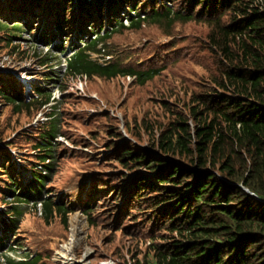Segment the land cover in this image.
<instances>
[{
  "label": "trees",
  "instance_id": "16d2710c",
  "mask_svg": "<svg viewBox=\"0 0 264 264\" xmlns=\"http://www.w3.org/2000/svg\"><path fill=\"white\" fill-rule=\"evenodd\" d=\"M2 1L0 31L5 32L2 39L14 52L19 48L13 41L22 37L29 16L30 22L43 16L38 28H27L30 36L36 38L47 31V41L52 44L57 32V49L64 45L61 37L69 33L75 34L69 36L73 43L98 34V39L86 41L85 48L69 62V74L74 76L84 73L114 78L130 74L146 81L154 70L138 72L119 62L102 66L91 54L101 51L100 44L105 46L113 34L139 30L145 24L168 29L177 23L203 22L209 26L208 42L218 58L217 74L211 76L205 91L191 96L189 103L164 104L171 118L164 125H155L157 136L150 149L126 138L119 127L109 129L106 156L132 173L124 175L120 187H94L91 201L81 209L89 216L93 204L106 200L103 193L112 187L111 216L119 223L135 219L134 224L143 218L140 229L150 223L146 232L150 253L143 264H264V0ZM124 16L130 20L129 26L123 24ZM12 17L18 18L13 26L8 24ZM105 24L118 28L110 30ZM101 29H105L104 35H100ZM50 55H44L39 63L46 65ZM53 77L51 74L45 81L51 82ZM6 82L0 74V103H10L16 112L35 106L40 110L50 100V93L38 89V98L26 102ZM155 126L146 125L145 129L154 133ZM39 131L35 159L52 172L61 154L55 141L59 127L51 124ZM11 146L0 140V194L13 202L0 210V235L10 232L16 236L23 215L17 204L36 200H42L46 221L60 216L68 227V217L76 207L44 199L48 177L34 165L23 173L27 168L21 170L23 167L16 164ZM111 177L110 182L115 179ZM121 230L139 232L130 226ZM0 246L4 248V243ZM6 264L44 263L37 255L32 259L27 256V261L7 257Z\"/></svg>",
  "mask_w": 264,
  "mask_h": 264
},
{
  "label": "rangeland",
  "instance_id": "374dc122",
  "mask_svg": "<svg viewBox=\"0 0 264 264\" xmlns=\"http://www.w3.org/2000/svg\"><path fill=\"white\" fill-rule=\"evenodd\" d=\"M4 11H7L6 8ZM28 18L29 25L23 27L22 37L13 41L19 48L16 52L3 41L5 32L0 31V74L9 86L26 98H33L34 89L42 86L41 89L51 93L55 101L52 107L48 105L39 110L35 106L30 111L21 112H16L13 105L2 101L0 140L12 145L10 152L16 158V164L25 165L27 169L24 173L27 174L37 162L35 155L38 150L34 148V143L39 139V130L57 124L61 145L57 152L61 154L55 164L57 168L47 175L45 186L55 196L62 193L66 201L76 199V192L87 185L89 176L103 178L105 183L96 187L104 188L107 182L120 187L124 175L132 173L106 156L104 150L108 149L111 141L107 133L109 129L119 127L126 138L150 149L157 136L158 127L155 125H164L171 118L164 104L187 103L194 93L205 91L211 76L217 74L218 58L209 46L208 25L203 22L177 23L168 29L163 25L145 24L139 30L129 29L113 34L107 40L106 48L112 55L111 62H119L131 69H155L158 73L152 79L142 81L136 76H118L112 79L93 77L85 81L79 76H63L59 77L62 89L55 80L49 84L44 81L51 68L59 71L57 68L60 65L54 66L55 63L50 62L42 66L39 63L50 48L43 44L47 40V31L44 39L39 34L32 38L29 36L31 30L27 29L38 28L43 16L37 17L39 21L33 18L30 22V16ZM17 19L12 17L8 24L13 26ZM146 125L155 126V132L147 131ZM111 176L115 178L112 182L108 179ZM97 184L95 180L93 185ZM112 190L110 187L108 194H104L106 200L102 201L101 198L93 204L90 217L80 211L70 215L68 227L60 216L46 221L22 203L23 215L17 227V237L12 240L17 238L23 252L38 255L44 264H64L56 260V253L69 240L71 217L78 214L83 216L85 228L82 243L76 251L79 264H143V259L150 253L149 239L146 237L150 223L143 229H140L143 218H139L136 224L133 222L135 219L119 223L115 216H111L109 209L114 198L110 195ZM1 196L0 209L13 203L11 197L5 200ZM116 222L119 223L118 227ZM128 226L139 229V232L124 233L121 228ZM9 235H0V238L4 237L2 243L6 244L0 256H21L7 249Z\"/></svg>",
  "mask_w": 264,
  "mask_h": 264
},
{
  "label": "bare ground",
  "instance_id": "6f19581e",
  "mask_svg": "<svg viewBox=\"0 0 264 264\" xmlns=\"http://www.w3.org/2000/svg\"><path fill=\"white\" fill-rule=\"evenodd\" d=\"M26 79V77H25ZM29 80V79H28ZM69 240L56 253V260H61L64 264H79L76 260V251L82 243V235L85 232L83 226L84 218L82 215H74Z\"/></svg>",
  "mask_w": 264,
  "mask_h": 264
}]
</instances>
